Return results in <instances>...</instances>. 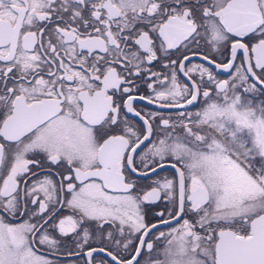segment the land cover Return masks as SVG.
<instances>
[{"label":"snow or ice","instance_id":"snow-or-ice-1","mask_svg":"<svg viewBox=\"0 0 264 264\" xmlns=\"http://www.w3.org/2000/svg\"><path fill=\"white\" fill-rule=\"evenodd\" d=\"M0 264H264V0H0Z\"/></svg>","mask_w":264,"mask_h":264}]
</instances>
